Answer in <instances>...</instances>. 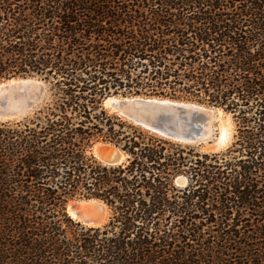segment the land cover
<instances>
[{
    "label": "trees",
    "instance_id": "1",
    "mask_svg": "<svg viewBox=\"0 0 264 264\" xmlns=\"http://www.w3.org/2000/svg\"><path fill=\"white\" fill-rule=\"evenodd\" d=\"M28 76L49 93L0 121V264H264V0H0V81ZM109 94L221 108L234 140L199 152ZM72 198L108 221L72 219Z\"/></svg>",
    "mask_w": 264,
    "mask_h": 264
},
{
    "label": "water",
    "instance_id": "2",
    "mask_svg": "<svg viewBox=\"0 0 264 264\" xmlns=\"http://www.w3.org/2000/svg\"><path fill=\"white\" fill-rule=\"evenodd\" d=\"M48 87L36 77H12L0 81V121L18 119L33 112L45 99ZM107 108L117 115L139 125L163 138L186 145H201L215 131L218 111L194 102L150 96H110ZM107 100V99H105ZM104 100V105H105ZM212 130V132H211ZM230 137L216 142L218 149L226 147ZM92 155L101 163L117 165L125 161V154L118 147L100 142L91 147ZM179 181V180H178ZM90 200V199H83ZM97 200V199H92ZM94 209L79 208L71 218L83 225L104 224L106 216L104 204ZM68 204H66V210Z\"/></svg>",
    "mask_w": 264,
    "mask_h": 264
},
{
    "label": "rangeland",
    "instance_id": "3",
    "mask_svg": "<svg viewBox=\"0 0 264 264\" xmlns=\"http://www.w3.org/2000/svg\"><path fill=\"white\" fill-rule=\"evenodd\" d=\"M28 77H31V76H28ZM37 78V77H36ZM37 79H39V78H37ZM41 80V79H40ZM2 81V80H1ZM44 82V81H43ZM45 83V82H44ZM46 84V83H45ZM47 85V84H46ZM47 87H48V85H47ZM48 90H47V93H46V97H45V99L43 100V102L38 106V107H40L41 105H43L44 104V102L45 101H47V98H48ZM110 96H115V97H118V96H123V97H129V96H152V97H158V98H169V99H173V100H180V101H185V102H194V103H199V104H202V105H205V104H203V103H200V102H197V101H195V100H190V99H181V98H170V97H168V96H156V95H142V94H140V95H133V94H131V95H121V94H109L105 99H107L108 97H110ZM104 99V100H105ZM103 103H104V101H103ZM103 106H104V108L105 109H107L108 111H109V113H114L113 111H111V110H109L104 104H103ZM206 106H209V105H206ZM37 107V108H38ZM211 107V106H210ZM213 107V106H212ZM36 108V109H37ZM216 108H218V107H216ZM218 109H220V110H222L221 108H218ZM223 111V110H222ZM224 112V111H223ZM32 113V112H31ZM30 113V114H31ZM225 113V112H224ZM116 114V113H115ZM225 114H227V113H225ZM29 115V114H28ZM25 116H27V115H25ZM25 116H23V117H20V118H18V119H13V120H21L22 118H24ZM228 116L230 117V126H231V131H230V141L228 142V144L226 145V147H224V148H221V149H218L216 146H215V144H216V142H217V138H218V132H217V130H215V131H213V133H212V136L205 142V143H203V144H201V145H189L190 147H193L195 150H197V151H199V152H206V153H214V152H219V151H224L227 147H229L230 145H231V143L233 142V140H234V137H233V135H234V133H235V123H234V121H233V119H232V117H231V115L230 114H228ZM9 121H12V120H9ZM101 141H98V142H95L93 145H96L97 143H100ZM91 149V148H90ZM90 153L92 154V152L90 151ZM179 180V181H178ZM185 183H186V178H185V176L184 175H182V174H178L177 176H176V178H175V180H174V184L176 185V186H184L185 185ZM77 200H82V198H80V199H78V198H72V199H69L67 202H66V204L68 203V202H70V201H77ZM66 204H65V207H66ZM66 212H67V210H66ZM106 216V222L108 221V218H109V214H106L105 215Z\"/></svg>",
    "mask_w": 264,
    "mask_h": 264
},
{
    "label": "bare ground",
    "instance_id": "4",
    "mask_svg": "<svg viewBox=\"0 0 264 264\" xmlns=\"http://www.w3.org/2000/svg\"><path fill=\"white\" fill-rule=\"evenodd\" d=\"M111 100L109 97L107 98V100H105V106H107L108 101ZM217 118L215 119L216 124L214 125L215 129L218 132V138H217V142H222L225 141L226 139H228L230 137V131H231V126H230V117L227 114H223L221 111H218L217 113ZM212 132V130H211ZM96 146V145H95ZM68 204V208H67V213L69 216H71L72 218L75 215V211L79 208V210L81 209H94L99 205V202L97 200H77V201H70L67 203ZM103 211L106 214H108V209L106 208V206H103ZM105 221H103L104 223ZM95 225H101L100 223L97 224H93V226Z\"/></svg>",
    "mask_w": 264,
    "mask_h": 264
}]
</instances>
